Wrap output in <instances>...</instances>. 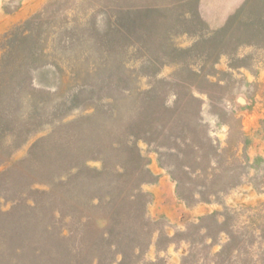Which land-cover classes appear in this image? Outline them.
<instances>
[{"label": "rangeland", "instance_id": "obj_1", "mask_svg": "<svg viewBox=\"0 0 264 264\" xmlns=\"http://www.w3.org/2000/svg\"><path fill=\"white\" fill-rule=\"evenodd\" d=\"M0 264H264V0H0Z\"/></svg>", "mask_w": 264, "mask_h": 264}, {"label": "crops", "instance_id": "obj_2", "mask_svg": "<svg viewBox=\"0 0 264 264\" xmlns=\"http://www.w3.org/2000/svg\"><path fill=\"white\" fill-rule=\"evenodd\" d=\"M0 231H2V230H0Z\"/></svg>", "mask_w": 264, "mask_h": 264}]
</instances>
